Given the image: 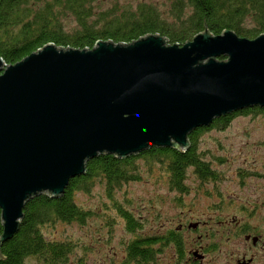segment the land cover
I'll use <instances>...</instances> for the list:
<instances>
[{
    "label": "water",
    "instance_id": "1",
    "mask_svg": "<svg viewBox=\"0 0 264 264\" xmlns=\"http://www.w3.org/2000/svg\"><path fill=\"white\" fill-rule=\"evenodd\" d=\"M254 105L264 106V33L213 35L204 23L182 45L148 34L0 58V245L17 233L27 200L60 196L87 160L152 146L181 152L194 129Z\"/></svg>",
    "mask_w": 264,
    "mask_h": 264
},
{
    "label": "trees",
    "instance_id": "2",
    "mask_svg": "<svg viewBox=\"0 0 264 264\" xmlns=\"http://www.w3.org/2000/svg\"><path fill=\"white\" fill-rule=\"evenodd\" d=\"M204 23L213 35L230 29L240 37L255 38L264 33V0H170L163 11L146 1L0 0V58L9 65L47 43L91 49L97 41L130 43L148 34L182 45L202 32ZM249 114L264 115V106L243 108L194 129L188 136L189 147L181 152L152 146L124 158L103 153L87 160L85 173L71 178L60 196L40 193L26 201L17 233L0 245L4 258L0 264H66L75 244L50 239L45 229L59 223L85 224L94 212L81 207L76 194H89L95 185L102 188L127 232L134 235L127 245L128 260L151 259L152 238L136 234L141 223L117 200V192L125 184L139 181L142 169H162L166 186L179 192L186 190L184 180L190 173L198 179L215 178L205 152L197 148L198 135L210 128L225 129L232 117Z\"/></svg>",
    "mask_w": 264,
    "mask_h": 264
},
{
    "label": "rangeland",
    "instance_id": "3",
    "mask_svg": "<svg viewBox=\"0 0 264 264\" xmlns=\"http://www.w3.org/2000/svg\"><path fill=\"white\" fill-rule=\"evenodd\" d=\"M123 1L152 2L162 11L167 9L170 2V0ZM263 141L264 115L262 114L236 115L225 129L210 128L198 135L196 141L198 150L205 152V159L214 164L220 175L217 182L210 183L205 188L212 191L216 189L220 195L232 200H237L239 197L242 203L249 207L250 201L255 198L260 204H264V181L256 175L264 170ZM238 169L243 174H247L242 183L239 180ZM141 173V179L125 184L117 192L116 198L122 206L131 211L134 218L141 222V233H148L152 227L155 228L163 222L165 217L172 216L174 209L167 204L166 198L173 192H170L166 186V175L162 169L157 167L152 172L142 169ZM191 177L193 178V174L190 173L188 178ZM191 195L193 194L189 197ZM198 195L191 207L190 214L193 216L199 215L205 210V205L211 204L209 198H201L200 194ZM243 198H247L248 204ZM76 200L81 207L91 209L94 215L83 225L59 223L47 227L46 237L57 240L67 239L75 244L74 253L66 264H119L124 255L125 243L134 237L127 232L123 218L118 215L111 201L98 185H95L89 194L78 192ZM156 210L162 212L159 221ZM257 212L258 214L252 218L244 217V220L249 219V223L259 226L264 231V208ZM106 218H110L111 222H106ZM240 218H243L242 214ZM166 256L171 257V254L167 253Z\"/></svg>",
    "mask_w": 264,
    "mask_h": 264
},
{
    "label": "flooded vegetation",
    "instance_id": "4",
    "mask_svg": "<svg viewBox=\"0 0 264 264\" xmlns=\"http://www.w3.org/2000/svg\"><path fill=\"white\" fill-rule=\"evenodd\" d=\"M213 165L208 163L215 178L203 180L193 175V178L184 180L185 191L168 188L173 192L166 198L167 204L174 209L170 218L165 217L148 233H141V227L137 229L136 234L141 238H152L149 245L154 250L153 257L129 261L127 245L134 239L132 237L124 245V255L119 264H264V231L249 223V219L244 220V217L252 218L258 214L257 211L264 208V204L255 198L250 201L249 207L239 197L232 200L220 195L216 189L205 188L217 182L220 176ZM237 173L242 183L247 174L239 169ZM256 175L264 181V170ZM190 194L193 195L189 197ZM198 194L201 198H209L211 204L205 205V210L193 216L190 214L191 207ZM243 201L249 202L247 198H243ZM240 214L243 218H240ZM156 215L159 221L162 212L156 210ZM167 253L171 257H167Z\"/></svg>",
    "mask_w": 264,
    "mask_h": 264
}]
</instances>
